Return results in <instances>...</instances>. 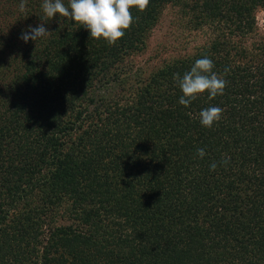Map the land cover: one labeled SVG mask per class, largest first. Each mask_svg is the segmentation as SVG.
<instances>
[{
	"label": "trees",
	"instance_id": "16d2710c",
	"mask_svg": "<svg viewBox=\"0 0 264 264\" xmlns=\"http://www.w3.org/2000/svg\"><path fill=\"white\" fill-rule=\"evenodd\" d=\"M20 3L0 0V264H264V38L246 56L226 36L250 32L264 0H150L112 46L70 19L43 21V0ZM167 3L225 30L127 104L95 102ZM41 23L48 36L20 39ZM205 56L224 94L185 107L174 74ZM211 106L223 113L205 128Z\"/></svg>",
	"mask_w": 264,
	"mask_h": 264
},
{
	"label": "rangeland",
	"instance_id": "374dc122",
	"mask_svg": "<svg viewBox=\"0 0 264 264\" xmlns=\"http://www.w3.org/2000/svg\"><path fill=\"white\" fill-rule=\"evenodd\" d=\"M198 12H192L188 7L167 3L159 12L143 45L131 49L115 67L119 74L117 80L111 81L107 76L97 82L98 90L95 92L94 101L98 102L97 99L101 95V98L106 96L107 101L127 104L132 94L142 88L148 76L159 67L172 60L184 59L206 50L210 42L225 28L218 29L215 14L213 17L199 15L196 19L203 23L195 26L190 22V18ZM252 13L254 22L250 32L226 34L229 46L244 50L246 53L253 52L254 46L264 38V9L256 7ZM206 20L208 21L205 22ZM250 55L251 53H247L246 56ZM242 59L244 60V57ZM91 109L92 106L87 107V111ZM106 115L107 113L104 112L100 114L101 118H106ZM92 116L93 119L89 118L90 120L99 121L98 114L92 113ZM160 219L163 223L168 221L162 216ZM163 226L167 229L171 228V226Z\"/></svg>",
	"mask_w": 264,
	"mask_h": 264
},
{
	"label": "clouds",
	"instance_id": "9594fccd",
	"mask_svg": "<svg viewBox=\"0 0 264 264\" xmlns=\"http://www.w3.org/2000/svg\"><path fill=\"white\" fill-rule=\"evenodd\" d=\"M150 0H68L67 6L63 0H43L41 5L43 21L51 20L54 16L70 19L76 24L86 28L92 39H103L112 46L122 38L125 30L133 23L131 10L135 8L144 12ZM20 11L25 8V0H21ZM43 23L36 27L28 26L26 31L21 32L20 39L27 43L29 40L37 41L50 34ZM213 61L205 56L197 59L190 70L181 77L174 74L178 87L182 91L179 103L188 107L199 95L207 92L208 99L212 100L218 95H223L227 81L212 71ZM229 71L225 69V74ZM223 109L211 106L202 109L199 113L200 124L205 128H211L214 123L221 119ZM206 155L204 149H197V156L203 158ZM229 158L221 161L222 165L228 163ZM217 164L210 165V171H214Z\"/></svg>",
	"mask_w": 264,
	"mask_h": 264
}]
</instances>
